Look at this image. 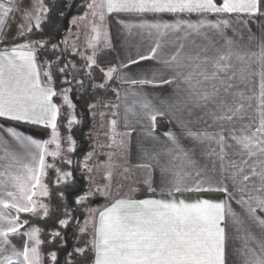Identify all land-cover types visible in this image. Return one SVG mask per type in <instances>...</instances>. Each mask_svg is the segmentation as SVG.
I'll return each mask as SVG.
<instances>
[{
	"label": "snow or ice",
	"instance_id": "6c2138e0",
	"mask_svg": "<svg viewBox=\"0 0 264 264\" xmlns=\"http://www.w3.org/2000/svg\"><path fill=\"white\" fill-rule=\"evenodd\" d=\"M21 3L22 0H0V36L15 12L21 15L16 38L43 33L44 26L51 22L45 0H30L25 7ZM87 7L99 21L94 19L93 35L87 42L92 53L85 55L73 44V55L85 60L86 74L94 81L92 87L111 89L118 100L120 91L112 87L115 80L141 86L131 92L135 99L126 105V112L150 122L146 133L148 142L140 145L145 162L138 167L159 166L162 175L171 173L174 179L167 188L169 196L183 191L215 190L225 193L226 199L235 201L240 210L234 211L231 203L206 199L186 202L175 198H118L103 210L86 209L87 216L81 225L69 202L83 207L96 195L111 196L110 184L101 186L92 175L97 167L89 163L94 151L87 152L79 162L82 172L88 174L87 189L78 183L74 171L56 168V185L60 189L57 195L64 203L58 206L56 223L49 235L50 242H59L66 252L64 264H79L80 257L88 252L94 254L91 264H230L228 256L234 239L242 242L237 249L241 264H264V0H100L99 3L92 0ZM111 13L135 14L141 18L153 14L154 20L164 13L178 17L172 23L162 19L156 22L141 19L138 24L121 21L126 29H143L149 35L154 32L157 37L177 34L172 41L174 51L161 61L166 71H152L150 76L145 74L139 78L123 71L140 61L159 59L162 53L159 39L148 55L129 57L127 62L102 64L98 59L103 51L102 38L104 48H114L104 24L106 14ZM192 15L197 17L195 21L183 18ZM86 16L87 13L84 17H74L72 23L77 24ZM253 24L259 25L255 32ZM42 50L50 51L55 60L39 64L38 54ZM67 50L68 39L53 42L51 34L47 38L25 39L23 43L0 50V119L52 130L48 140H40L0 123V264H43L42 229L32 225L21 231L29 221L21 220L19 214L30 213L41 219L50 214L49 205L34 197L37 190L40 197L50 195L42 178L55 164H49L46 158L50 156L55 161L64 152L57 126L61 106L53 103L57 92L48 69L60 62L58 71L65 76L63 83L71 84L69 77L77 75L79 70L70 71L76 64L62 60ZM41 67H45L43 73ZM95 73L99 74L98 82ZM42 75L47 77L46 83ZM77 82L83 84V81ZM145 85L174 87L167 98L157 102L143 92ZM69 91L63 90V100L74 111L75 105L67 95ZM128 94L126 90L125 100ZM68 116L70 128L77 120L72 112ZM158 118H167L177 131L169 129L162 133L164 139H161L155 134ZM197 123L205 127H196ZM111 124L115 133L116 121L112 120ZM209 128L219 131L210 132ZM186 139L191 141L188 147L182 143ZM209 142H215L219 149H211L207 154L221 161V176L217 179L206 174L215 171V164L211 170L205 166L196 171L201 179L196 181L195 188L182 186L185 175L189 174L185 169L197 166L193 159L197 149L203 150ZM75 143L69 135L66 151H75ZM225 149L232 150V155L238 158L230 160L227 166L223 163ZM61 163L72 165L73 161L64 157ZM110 178L109 172L105 179ZM204 183H215L217 187L203 189L200 185ZM5 210H14V213ZM73 222L82 236L91 231V239L77 241V246L68 251L66 234L62 233ZM13 236L26 238L22 248L13 243ZM49 256L53 264H58L56 251Z\"/></svg>",
	"mask_w": 264,
	"mask_h": 264
},
{
	"label": "trees",
	"instance_id": "16d2710c",
	"mask_svg": "<svg viewBox=\"0 0 264 264\" xmlns=\"http://www.w3.org/2000/svg\"><path fill=\"white\" fill-rule=\"evenodd\" d=\"M46 4L50 8V19L51 22L46 24L45 31L43 33L34 32L30 37L18 38L14 43H23L25 39H40L42 36L47 38L50 34L53 37V42L62 41L65 38L68 39L69 30L71 29L70 20L74 16H82L87 11V5L89 0H47ZM63 13V15H61ZM0 46H8L4 41ZM64 46L61 45V48ZM103 51L100 53L98 59L102 64H114V54L112 49L101 48ZM55 60V56L52 55L50 51H40L38 54V63L44 65L46 60ZM62 60L65 62L72 61L76 64L75 69H69L72 72H77L78 74L74 77H69L72 79L71 84L63 83L65 79L64 74L59 73L58 69L62 66L60 62L52 65L51 69H48L52 73V86L55 88L57 95L54 97V101L61 106V113L57 120L58 132L62 141V148L64 152L62 157L57 158L53 161L52 157H47V162L49 164H55V167L47 169V175L42 178L43 183L48 185L50 195L47 197H42L40 199L44 203H47L50 208L49 217L41 219L38 216H33L32 214L22 215V220H28L29 224L25 227H31L35 225L42 229L40 234V239L44 241L41 246V251L45 254L44 264H53L50 259L49 253L57 252V262L58 264H64L66 258V252L60 248L59 242H50L51 236L49 235L53 226L56 223L58 215V206L62 205L64 202L59 199L57 195L60 190L56 185V168L62 167L65 171H74V176L76 177L78 183L87 189V173L82 172L79 162L83 161L84 155L87 152L94 151L93 160L90 164L97 165L109 164L108 160L105 159V155L108 154L110 148L118 149L122 153V159H125L127 141L126 138L121 135L118 131V120L120 116V105L116 94L111 89H94L92 87V81L86 74L84 69L85 60L79 55H73L71 45L68 41V50L63 54ZM45 70V67H41V72ZM96 81H99V74L95 73ZM45 82H47V77L43 76ZM77 81H83V84ZM113 88L121 89V84L118 80L112 83ZM64 89H71L67 92L69 100L75 105L74 111L70 109L63 100ZM89 105H95L93 108H89ZM113 105H119V107H113ZM72 112L75 115L77 122L73 123L71 127L68 126V114ZM115 113V115H113ZM115 120V133L113 132V126L111 121ZM161 122V120H158ZM158 122V125H159ZM46 133L47 139L51 137V129L43 128ZM111 133V134H109ZM71 136L75 140V151L67 152V137ZM112 138V139H110ZM123 142V143H122ZM50 148H54L55 145H49ZM68 158L73 161L72 165L62 164V158ZM97 183H99L97 169L94 168L93 174ZM145 190L146 188H141ZM112 200L106 197L96 195L91 197L83 207L75 206L73 203L69 202V207L74 209V215L79 219V223L82 225L87 216L86 209H94L96 206L102 203L110 204ZM62 212L63 208H59ZM42 216V213H41ZM62 218V217H61ZM62 234H66V239L68 241L67 250L71 251L73 247L77 246V241H88L90 240L91 233L87 235H81L79 233L78 226L75 222L63 230ZM79 246H83L81 242ZM94 254L92 252L86 253L84 256L80 257L79 264H91Z\"/></svg>",
	"mask_w": 264,
	"mask_h": 264
},
{
	"label": "crops",
	"instance_id": "0c3cea01",
	"mask_svg": "<svg viewBox=\"0 0 264 264\" xmlns=\"http://www.w3.org/2000/svg\"><path fill=\"white\" fill-rule=\"evenodd\" d=\"M29 2L30 0H22L21 7L27 6ZM46 2L47 0H45V3ZM99 2L100 0H97V3ZM87 12H88V8L85 14ZM177 18L178 17H175L172 14H167V13L157 15L155 17V20L153 19V14H146L142 18L136 16L135 14H127V13L106 14L104 24L114 45V48L112 49L114 54V64L120 61L127 62V59L129 57L138 58L139 55H148L150 49L155 46L157 39H159V42L162 45V53L159 59L140 61L139 64L131 65L129 69H124L123 71L133 78H139L145 74L150 76L152 71H156V70H160L161 72L166 71L163 69V65L161 61L167 58L166 55L167 53L174 51L175 45L172 43V41L176 40L177 34H169L168 36L165 37H157V35L154 32L152 35H149L148 32L143 29H138L135 27L131 29H126L124 28V25L121 23V21L127 24H138L141 21V19H144L148 22H156L162 19L164 22L172 23L175 22ZM183 18L191 19L193 21L197 19L195 15H192L191 17L184 16ZM209 18L214 19L215 17L210 16ZM96 21L99 22L98 19ZM20 22H21L20 12L13 13L11 15V18L7 22L8 27L4 30L3 36H0V41L2 42L4 41L5 43L8 44V46H0V50H3L5 47L11 48L13 46V42H15V40L18 39L16 38V33H17V25ZM258 28L259 25L257 24L252 25V30L254 32L257 31ZM228 33L229 35L232 34L231 29L228 30ZM92 35H90V37ZM180 35H182V33ZM245 39H246V35H245ZM2 42H0V45L2 44ZM179 42L180 41H176L177 44ZM100 48H104L103 38L100 44ZM41 79L42 81H44L43 75L41 76ZM119 83L121 84V89H120L121 98L119 99L120 116L118 120V131L121 135H123L126 138L127 141L124 165L126 166V169L130 171L129 174L131 176V180H130L131 186L129 185V188H131L130 189L131 191L126 193L120 192L117 195L116 199L132 198V199L140 200L146 198H154V199L175 198L177 200L183 199L186 202H195L201 199H206L213 202L224 201L225 203H231L233 210L239 212L240 210L239 205H237L235 201H228L226 199V194L220 191L193 190V191H183L182 193H177L175 194L174 197L169 196L167 194V188L169 187V182H171L174 179L171 173L167 175H162L159 166H154L152 168L138 167V165L145 162L140 152V145L142 143L148 142L146 133L149 128L150 122L148 121L147 118L141 119L139 116L133 115L130 112H126V105H130L132 101L135 99V97L131 95V92L139 90L141 86L123 84L120 81ZM173 87L174 86H169V85H162L159 87L145 85L143 86L142 90L145 94L149 96V98H153L158 102L159 99L167 98L172 93ZM126 90H128L129 93L127 96V100H125ZM257 91H258V83H257ZM53 103H56L54 101V97H53ZM253 115H255V113H253ZM192 119L195 120V117H193ZM158 120H161V122H159ZM158 120H157L155 134L160 135L161 139H164V137L162 136L163 132L169 129H171L172 131H177L176 128H173L172 125L169 124L167 118H158ZM0 123H4L6 126H14L19 131L32 135L36 139L48 140L46 133L43 130V128L46 127L42 125L17 123L12 121H4L2 119H0ZM209 123H211V121H209ZM196 127L203 129L205 125L203 123H197ZM208 131L214 132V131H219V129L209 128ZM126 133L127 135H125ZM182 143L185 144V147H188L190 146L191 141L186 139L185 141H182ZM211 149H217V151L219 150L215 142H209L208 144L204 145L203 150L199 148L197 149L196 155L193 157V159L197 161V166L195 169L192 168L185 169V172L189 174L185 175L182 186L195 188L196 181L198 179H201V177L196 176V171L199 169H204L205 166H207V169L211 170L213 168V164H215V171H207L206 174L214 176L217 179L221 176V171H220L221 161L216 156H211L207 154ZM225 152L227 153L225 160L223 162L225 166L228 165L230 160L238 159L237 157L232 155V150L225 149ZM161 163L162 164L165 163V160H162ZM176 170L179 171V168H177ZM225 183L230 185V181L228 180H225ZM143 187H145L146 189L142 190L141 188ZM200 187L203 189H209V188L215 189L217 185L215 183L212 184L204 183L200 185ZM150 188L155 189V191H150ZM162 189L164 190L163 195H161ZM108 205L110 204H105L103 206L98 207L97 209L103 210V208ZM5 211H12L14 213V210H5ZM26 214H30V213H20L19 214L20 218L22 217V215H26ZM27 229L28 228L25 227L21 231H26ZM24 239L26 238L19 236L12 237V241L17 246L18 249L22 248ZM241 246H242L241 240L234 239L231 241V249H230V254L228 256V260L230 264H241V257L237 251V249H239Z\"/></svg>",
	"mask_w": 264,
	"mask_h": 264
},
{
	"label": "rangeland",
	"instance_id": "374dc122",
	"mask_svg": "<svg viewBox=\"0 0 264 264\" xmlns=\"http://www.w3.org/2000/svg\"><path fill=\"white\" fill-rule=\"evenodd\" d=\"M91 2L92 0H89V3ZM84 16L85 14L82 16H74V17H84ZM74 17H72L70 20L71 29L69 32L68 41L71 45V48H72V45L75 44L80 52L85 53V55H90L92 53V49L87 47V42L90 39V35H92L91 26H92L94 19L96 18L92 16V12L89 8H88L87 16L85 17V19L78 21L77 24L72 23V20ZM110 149L111 150H109L108 154L105 155V159L108 160L109 164L98 163L96 165L97 167L95 168L97 169L98 178L100 179L99 184L101 186H103L104 184H110L111 196L106 197V198L114 201V199H116L117 195L120 192L126 193V192L131 191L130 190L131 188H129L131 176L129 174L130 171H128V169H126V166L124 165L125 159L121 161L122 153H120L118 149H113V148H110ZM109 172L111 173V178L110 180H106L105 176ZM34 199H39V200L42 199V197L39 196L38 190H37V197H34ZM105 204L106 203L99 204L94 209L98 210L97 209L98 207L103 206ZM41 254L44 260L45 254L42 251H41Z\"/></svg>",
	"mask_w": 264,
	"mask_h": 264
}]
</instances>
